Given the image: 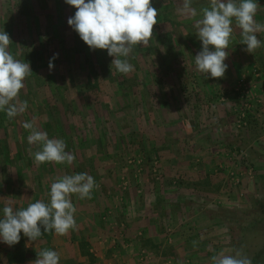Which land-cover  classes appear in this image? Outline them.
Wrapping results in <instances>:
<instances>
[{"label": "rangeland", "instance_id": "1", "mask_svg": "<svg viewBox=\"0 0 264 264\" xmlns=\"http://www.w3.org/2000/svg\"><path fill=\"white\" fill-rule=\"evenodd\" d=\"M13 1L0 0V29L10 23L6 15ZM256 2L261 8L255 19L264 23V0ZM181 3L152 0L158 23L149 44L137 46L128 57L134 65L128 75L111 68L114 57L107 50L89 47L87 55L97 76L80 69L84 60L80 53L71 59H52L50 70L44 52L50 48L47 44L58 42L60 49H66L67 42L59 35L70 26L63 20L67 11L61 15L46 0L38 2L32 17L25 18L24 32H12L11 54L25 62L27 50L35 47L38 60L34 75L25 79L19 95L28 102L27 110L11 120L0 112L3 146H14L29 164L31 195L35 186L44 188L39 200L45 203L50 202V185L56 178L77 173L94 178L99 187L91 199L81 200L73 194L71 200L77 227L79 220L98 225L96 239L104 245L105 264H117L114 259L128 248L136 251L135 264H212L211 257L221 251L233 255L240 232L227 216L245 214L264 195V153L259 152L264 151V99L260 95L264 84L255 81L256 92H252L261 96L260 104L252 103L246 126L234 125L235 110L242 100L236 82L242 74L250 81L248 73L254 66L264 71L259 64L264 63V47L253 54L246 52V45L240 43L241 30L233 21L224 77L201 74L195 56L202 42L194 19L180 11ZM193 4L199 19L208 0H193ZM257 38L264 41V32L257 33ZM223 83L227 91H222ZM24 122L34 123L49 138L64 140L66 151L76 157L73 164H35L32 152L39 147L28 144L30 132L22 127ZM219 127H226L225 139L213 141L211 155H206L204 142L210 140L211 132L220 139ZM177 170L181 172L178 178L173 173ZM139 212L149 218L155 237L135 226L120 229L125 219L133 223L140 218ZM208 214L216 220L209 221ZM77 227L63 236L43 233L37 240L47 242L59 236L69 248L75 243L85 255L86 234H77L81 229ZM262 243L264 230L254 231L244 250L252 254ZM88 258L90 264H97Z\"/></svg>", "mask_w": 264, "mask_h": 264}, {"label": "clouds", "instance_id": "2", "mask_svg": "<svg viewBox=\"0 0 264 264\" xmlns=\"http://www.w3.org/2000/svg\"><path fill=\"white\" fill-rule=\"evenodd\" d=\"M65 3L76 9L68 18V25L91 50H107L108 55L114 57L111 68L115 67L123 75L134 71L128 57L137 46L149 44L154 25L158 23V10L152 6V0H65ZM192 3L193 0H182L180 11L194 19L196 35L202 42V50L195 56V66L201 74L224 77L228 68L225 60L229 56L226 49L234 33L233 21L241 30L240 43L246 45V52L253 54L264 47V41L257 38V33L264 32V23L255 19L261 8L256 0H208V6L200 9L199 19H196L198 13ZM11 43L9 34L0 31V112H4L9 120L27 110L28 102L21 101L19 95L25 87V79L33 73L29 63L11 54ZM53 67L50 60L49 69ZM22 127L30 132L28 144L39 147L32 152L35 164H73L76 157L66 151L64 140L49 138L47 132L38 130L32 122H24ZM98 187L87 173L64 175L51 183L49 203L37 200L19 210L6 204L0 219V241L14 246L19 243L21 232L30 241H37L45 232L67 235L77 227L71 196L76 194L81 200L91 199L93 190ZM233 252V255L224 251L213 255L212 264H252L242 248L233 249ZM59 262V252L42 249L30 264Z\"/></svg>", "mask_w": 264, "mask_h": 264}, {"label": "crops", "instance_id": "3", "mask_svg": "<svg viewBox=\"0 0 264 264\" xmlns=\"http://www.w3.org/2000/svg\"><path fill=\"white\" fill-rule=\"evenodd\" d=\"M259 64L264 67V63ZM257 82V84L260 86L261 83L264 84V79ZM225 87L226 86L223 83L222 91H227ZM222 126L224 127L225 125ZM261 127L264 129V124H262ZM220 129L221 132L218 131ZM218 130L217 132L221 137L220 139L217 140L215 134L211 132L209 134L210 140H205L204 142L202 150L204 153H208H205L206 155H211L210 152L213 148L211 147V143L213 141H222L225 139L226 127L223 129L219 127ZM3 139L4 135H0V219L3 218V208L6 204H10L14 210H19L20 208H26L29 203L33 202V199H42V196L44 195L42 194L44 193V188L41 186V188H36L38 186H35V188L32 190L34 194L31 195V167L29 164H26L23 160H21V155L19 151L14 149V146L10 147V144L9 146H3ZM259 152L264 153V151ZM23 173L26 174V177L25 175L23 176ZM173 173H177L174 175L177 178L178 176H181V172L179 170H177V172L174 171ZM193 182H195V180H193ZM142 212H139L140 218L133 220V223L127 222L129 218L125 219V221H122L120 224V229L124 231V229H130L129 226L139 227L138 229H143L142 231L145 233L148 231L153 233L151 236L153 238L155 237V232L152 224L150 223V220H148L149 218H146ZM179 214L180 213H177V216H179ZM207 216L209 221H212V219L216 220L215 215L212 216V214H208ZM183 217L185 216L183 215ZM192 218L194 219L195 215L192 216ZM91 222L92 220H86L84 222H80L79 220L77 229H79V227H81V229L79 232H76L77 234H86L85 237H83L87 242L84 249L85 255H81L79 253L78 247L75 243L71 244V247L69 248L67 243L61 239L62 237L56 236L55 240L51 239L47 242H45V239L30 241L21 232V239L19 243L15 244L14 246L9 247L7 244L0 241V264H30V262L37 259V252H39L43 247H47L60 253L59 264H90L88 257H90L92 260H95V263L97 264H105L104 254L102 252L104 245L101 241L96 239L98 225H95V227L93 223L91 224ZM166 223H169V221ZM44 234H55V232H45ZM134 251L135 250L130 248L125 249L118 254V260L116 258L113 259L117 264H135L133 256L136 255V251ZM144 253L145 252L142 251L141 254L143 255Z\"/></svg>", "mask_w": 264, "mask_h": 264}, {"label": "trees", "instance_id": "4", "mask_svg": "<svg viewBox=\"0 0 264 264\" xmlns=\"http://www.w3.org/2000/svg\"><path fill=\"white\" fill-rule=\"evenodd\" d=\"M47 5L49 6H56V9H59L61 15H63V10L67 11L68 17H64L63 15V20L65 24L68 21L69 17H72L75 14L76 9L68 4H64L61 2V0H46ZM38 2H41V0H15L12 2L11 6L12 8H9L8 13L9 15H6L9 17V22L8 26L4 25L0 31L4 30L7 32L10 36V39L12 40V32L15 30V32L19 33V35L24 32L25 25L24 21L27 16H31V11L33 12L36 7L38 6ZM194 4L192 3V6ZM58 6V7H57ZM63 6V7H62ZM67 7H70L66 9ZM39 8L40 5H39ZM55 10V9H54ZM62 17V16H61ZM165 24L169 23L170 20L165 19ZM170 24V23H169ZM12 25V26H11ZM12 27L14 29H12ZM63 33L65 31L60 32V38L62 39L63 43L67 42L64 44L65 48L60 49V45H58V42H52V44L48 43L47 47L50 46L46 52L47 54V61L52 60V57L56 56V60L62 59L64 60L65 57L67 56L69 59L74 54H82L84 57L83 60V66H80V69L84 71V73H88V76H91L95 72V66H93L90 58L87 55L88 52V46L81 40L80 36L78 33L70 26L66 28V33H65V38L63 37ZM71 36H68V35ZM69 38V40L67 39ZM11 44L9 45V47ZM56 46V47H55ZM22 49V48H21ZM36 48L34 47L33 50L28 51L27 54L24 58L25 62L30 64L32 74L34 75V70L36 68V63L38 60V52L35 50ZM100 50V49H99ZM105 52V50H104ZM58 54V55H56ZM60 61V60H59ZM97 76V73H94V76ZM121 79V78H119ZM228 222L234 223L236 228L240 232V239L238 243L235 245L234 249H239L242 248L243 252L252 260V264H264V243L260 246V249L257 251H254L252 254H249L248 250H244V244H246V239L248 238V235L251 234L254 231H262L264 230V195L258 200H256L253 203L252 208L246 212L245 214H238V213H232L231 216H227Z\"/></svg>", "mask_w": 264, "mask_h": 264}, {"label": "built area", "instance_id": "5", "mask_svg": "<svg viewBox=\"0 0 264 264\" xmlns=\"http://www.w3.org/2000/svg\"><path fill=\"white\" fill-rule=\"evenodd\" d=\"M252 79L249 81L248 76L246 74L240 75L236 82V90L238 91L240 97H241V103L239 107L235 110L236 111V120H235V127L236 128H242L246 126L247 124V114L250 112L252 106V103L260 104V95H262V99H264V92H262L260 95L256 92V82L264 79V71H261L256 66L252 67L250 72L248 73ZM258 95V97L256 96ZM254 101V102H251ZM239 155H244L243 152L240 151Z\"/></svg>", "mask_w": 264, "mask_h": 264}]
</instances>
